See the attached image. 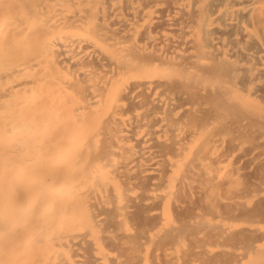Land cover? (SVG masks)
<instances>
[{"label":"bare ground","instance_id":"1","mask_svg":"<svg viewBox=\"0 0 264 264\" xmlns=\"http://www.w3.org/2000/svg\"><path fill=\"white\" fill-rule=\"evenodd\" d=\"M0 264H264V0H0Z\"/></svg>","mask_w":264,"mask_h":264}]
</instances>
